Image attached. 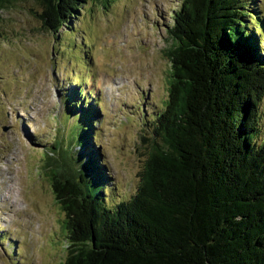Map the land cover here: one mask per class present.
I'll return each instance as SVG.
<instances>
[{"label":"trees","instance_id":"1","mask_svg":"<svg viewBox=\"0 0 264 264\" xmlns=\"http://www.w3.org/2000/svg\"><path fill=\"white\" fill-rule=\"evenodd\" d=\"M32 1L42 30L58 34L86 3L109 0ZM241 3L181 0L172 13L167 100L126 200L106 204L104 165L87 155L94 105L84 112L67 96L83 115L70 143L82 154L43 168L64 215L63 264H264V140L254 128L264 60L249 30L263 25Z\"/></svg>","mask_w":264,"mask_h":264},{"label":"rangeland","instance_id":"2","mask_svg":"<svg viewBox=\"0 0 264 264\" xmlns=\"http://www.w3.org/2000/svg\"><path fill=\"white\" fill-rule=\"evenodd\" d=\"M180 3L89 2L58 34L42 30L32 0L0 10V264H63L64 215L43 168L47 161L49 167L63 163L64 154H82L78 145L70 147L83 115L68 107L69 94L84 112L94 105L87 155L97 151L104 165L106 204L135 192L153 118L167 100V27ZM241 4L262 22L249 30H256L264 60V0ZM254 128L260 143L264 93Z\"/></svg>","mask_w":264,"mask_h":264}]
</instances>
